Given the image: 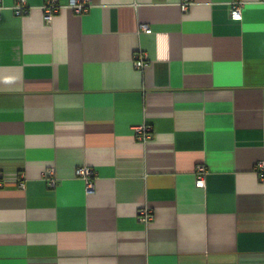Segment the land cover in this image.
<instances>
[{
  "label": "crops",
  "instance_id": "0c3cea01",
  "mask_svg": "<svg viewBox=\"0 0 264 264\" xmlns=\"http://www.w3.org/2000/svg\"><path fill=\"white\" fill-rule=\"evenodd\" d=\"M233 1L1 0L0 264H264V0Z\"/></svg>",
  "mask_w": 264,
  "mask_h": 264
},
{
  "label": "built area",
  "instance_id": "2783aa9c",
  "mask_svg": "<svg viewBox=\"0 0 264 264\" xmlns=\"http://www.w3.org/2000/svg\"><path fill=\"white\" fill-rule=\"evenodd\" d=\"M72 4L70 5V8L73 10L76 14H81L88 10L90 6V0H71ZM1 3V0H0ZM191 4V0H180V9L185 12L187 11L189 5ZM241 2L239 0H234L231 6V18L234 20H240L241 19V8H240ZM22 5L18 3L17 6H14L13 11L16 15H22L25 13V11L21 10ZM1 9V4H0ZM43 9V20L44 22L48 23L52 20L53 16H55L58 11L59 7L56 5V0H46ZM145 33H150L149 29L145 28ZM145 62L142 61L141 58H137L134 61V66L139 69L144 66ZM136 137L140 141H146L151 138L150 128L146 125H141L135 128ZM262 163H260L261 165ZM205 168L203 166H197L196 168V186L197 187H203L204 186V176H205ZM47 174H50L52 172L47 171ZM93 174V170L89 167H82L79 168L76 171V175L79 177H82L85 180V186L86 190L89 192L92 190V182L90 177ZM20 186H23L22 180H18ZM55 180L53 178L50 179L49 185L54 186ZM3 185V178L0 174V188ZM138 215L141 217V219L145 222L152 220V215L150 211L148 210H139Z\"/></svg>",
  "mask_w": 264,
  "mask_h": 264
}]
</instances>
